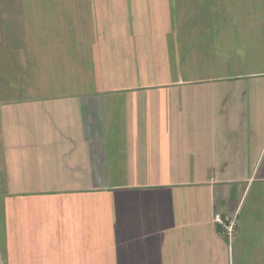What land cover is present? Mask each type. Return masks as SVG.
I'll list each match as a JSON object with an SVG mask.
<instances>
[{
    "label": "rangeland",
    "instance_id": "obj_1",
    "mask_svg": "<svg viewBox=\"0 0 264 264\" xmlns=\"http://www.w3.org/2000/svg\"><path fill=\"white\" fill-rule=\"evenodd\" d=\"M91 1L0 0V133L11 132L10 144L19 148L15 157L25 150L31 119L23 123L22 111L31 103L40 108L46 124L34 128L37 136L56 144L44 152L23 153L27 157L16 164L14 174L10 168L4 171L5 163L0 167L5 174L0 175V264H166V250L155 248V241L164 238H149L147 233L155 230V172L165 167L160 156L167 162V179L178 181L169 185L173 190L168 192L174 194L167 195L179 200L175 204L181 202L184 189L199 188L201 196H190L187 207L206 209L211 195L222 194L224 186L218 185L225 182L210 186L206 181L211 177L230 181L245 172L241 164L217 163L218 157L205 152L218 146L219 152L226 144L233 150L237 141L232 135L242 139L250 131L232 130V117L224 106L231 108L237 92H242L238 100L264 92V0H109L111 9L105 13L103 0ZM131 39H141L144 48ZM120 50L127 58L119 56ZM114 67L124 68L123 80L114 82L123 87L102 92L106 86L115 87L106 83L114 81L109 76ZM163 81L174 83L175 89L186 87L184 91L193 95L182 104L189 109L185 125L177 127L173 121L177 129L198 126L191 134L182 132L194 140H186L185 149L161 137L159 126L166 123L163 100L157 105L156 99H146L148 105L140 107L142 98L124 107L127 96L132 98L130 92L152 94ZM98 90L108 153L109 183L102 188L93 186L90 176L93 164L86 140L94 127L85 128L79 116L72 125L64 119L66 104L90 106ZM195 91L210 95L209 105L222 112L219 118L204 116L205 97L201 100ZM250 101L243 99L242 106H260ZM152 107L160 109L158 123ZM134 108L141 111L135 113ZM263 126L249 132L245 148L264 135ZM72 135L79 142L64 139ZM8 149L12 151L9 145ZM174 152L182 154L171 157ZM2 154L0 161L5 162L8 156ZM12 176L13 183L33 191L17 186L10 197ZM199 178L200 184L195 180ZM210 189L211 194L203 195ZM201 197L206 200L202 204ZM166 212L165 207L161 213ZM149 222L153 228H148ZM225 242L226 264H233L232 238L226 235Z\"/></svg>",
    "mask_w": 264,
    "mask_h": 264
},
{
    "label": "crops",
    "instance_id": "obj_2",
    "mask_svg": "<svg viewBox=\"0 0 264 264\" xmlns=\"http://www.w3.org/2000/svg\"><path fill=\"white\" fill-rule=\"evenodd\" d=\"M90 5L91 4H88L89 9ZM109 8L111 9V6ZM108 23L109 22H107V24ZM99 31L100 29L98 30V32ZM130 41L131 43L136 41L140 46V49L142 50V45L144 42L141 39H131ZM121 43L123 45L122 41ZM120 51L121 53H119V56L127 58L123 53V50ZM109 76H111V79H113L114 81L108 79L106 83H112V86L115 87L112 89V87L106 86L103 91L108 92L120 90L123 85H118L114 82L122 81L124 78V73H121L122 79H118L119 75L117 74ZM179 81H181V79ZM127 86L129 88L130 85ZM175 87L176 85H174V83L171 85L170 81H163L161 84L156 85L155 93L153 92L152 94H149L150 92H146L143 96L140 92H130L132 98L129 95L127 96V106L124 107L126 109L131 103L137 100L139 101L142 98L145 99V102H143V100L139 101L140 107H142L143 104L148 105V102L146 103V99H154V101L152 102H155L156 99L157 105H161L159 100H163L164 102L162 103V105L166 106L164 116V121H166V123H164V126H159V131H163L161 137L166 139L169 144L180 143L184 146L185 149L186 140L191 139L192 141H194L192 137H189V134H191L192 131L199 130L197 129V125L196 127H192V130H184L182 128L183 124L185 125V120L188 117L189 113V109L186 106H182V104L183 102H185L187 97L191 99L193 95H188L187 92L184 91L186 87L183 88L182 86L180 90L175 89ZM226 91L228 90H225V92ZM98 92L101 91H97L95 97L92 98L93 101L91 102L90 106L85 105L87 102L81 104H66L65 114H67L69 118H67L66 116V118L64 119L68 120L72 125L74 122H77V116H79V122L80 124H83L85 128H90L92 126L94 127V129L90 132L89 139L86 140L90 163L93 164L92 173L90 174V176L92 185L96 188H102L103 186L106 187L107 183H109L105 181L108 179V153L104 141L102 128V125H104V120L101 116L102 104L101 100L97 96ZM194 93L195 96H201V100H203V98L205 97V99L203 100V104L206 105L205 109H203L204 116H215L216 118H219L222 112H219V109H216V111L213 110L214 107L209 105L208 102L210 101V95L207 96V94L205 95L204 92L198 94V92L195 91ZM224 94L229 93L222 92L221 95ZM240 95H242V92H237V95H235V98L237 100L232 102L231 108H228V105L227 107H224L230 111L229 118L232 117V130H237L236 132L240 134L238 129H244L246 127L247 130L248 127L250 128L248 134L249 132L253 134V130H258L261 127V124L264 123V92H253L242 96V100L249 98L251 99L250 102L252 104L260 105L256 107H243L242 100H238V98H240ZM178 100L183 101L178 102ZM112 105L113 104L110 103V107H112ZM24 107H26V109H24L22 112H24L26 117L22 120L27 121V119H31V125L29 127L31 138L27 140L29 149L27 147L25 150H21L20 153L15 157V152L18 151L19 148L10 144L12 138L11 132H9L8 135H4L3 133L5 138L3 137L0 141V143H3L7 146L5 147L6 149H2L1 153L3 152L4 156H8V159L9 157H11L12 159L10 163H8L9 160L7 159L5 160V162L0 161V164L5 163L7 168H10L9 171L17 169L16 164L20 163L21 160L27 157L23 156V153L27 151H29V153H31L32 151L35 153H39V149L44 152L45 148L56 145L55 141H53L52 139L49 143L48 141H45L42 136H40V138L37 136L38 128L46 125L43 121H41V118H44V116L39 115L40 108L31 103L24 105ZM138 109L141 111V108H134L135 113ZM147 109L151 111L155 110V107H152L151 110L150 108ZM63 110L64 108L62 109V111ZM155 111L157 112V114H155V120L158 123L160 118L159 116L161 114L160 109L157 108ZM248 115L249 118L247 117ZM38 116L40 120L37 118ZM173 121L177 123V127H179V125L182 126L177 129L175 127L176 124ZM247 121L251 124H248ZM220 125L221 124H218L215 127H218ZM35 127H37V130L34 129ZM263 128L264 126L262 127V129ZM215 130L223 131L222 128H216ZM183 131H185L186 134L187 132L190 133L187 137H185L182 133ZM248 134H245V136L242 135V139H240V136L232 135V139H235L237 141L232 144L233 150L227 149L228 147H231V145L226 144V142L225 144L228 146H225L224 148V142H222L223 144L221 143L220 148L222 147L224 148V150H219V152H216L217 148L219 147L218 145H216L218 147L215 151H210L208 153L205 152L206 156H211L212 154L213 156L215 155L214 157H218L217 163H238L245 168L244 173L241 172L236 176H231L230 181L224 179L216 180L213 179V177L206 181L210 186L211 183H214L216 185L217 181L225 182V184L218 185L224 186V191L222 192V194L217 196L211 195V198L208 199L209 203L206 209L202 207L203 205H200L198 208H196L195 206H186V200H189L190 196H201L199 192L196 191V189L198 190L199 188L187 187V189H184L183 192H180L182 194V199L181 202H178V204H175V201H179L176 200V197L171 198L167 196H172L174 194L168 192V190H173V187H170L169 185L173 184L172 181H174L175 183H177L178 181L175 179H167L168 174L166 173L165 165L167 164V162L165 161L163 155L160 156V162H162L165 167L162 170L155 172V181L157 180L155 182V230L151 229L147 233L149 235V238H154V236L155 238H164V240L159 239L155 241V248L156 252L161 251V253L166 250V264H226V256L229 255L227 252L228 246L225 242L226 236L223 235L221 227L217 223H215L214 217L216 214H222L225 216L235 214L236 212L237 227L232 238V263L235 264V260L237 259L238 264H264V135L261 138L256 137V141L253 140L251 148L247 149L245 148L246 145L244 144V142L247 143ZM32 136L36 137L37 140L33 141ZM134 138L135 141L136 136ZM64 139H73L79 142V139L74 137V135L67 136L66 138L64 137ZM8 145L12 147V151L8 149ZM138 145L139 141L137 140V146ZM140 149H142V147H140ZM181 152L184 153L183 151ZM182 153L174 152L171 154V157H176ZM168 157L169 161L172 163L173 161L170 160L171 157ZM220 157L221 159H231L223 161L220 159ZM14 160L15 163L13 162ZM245 164H249L248 167ZM96 180H98L103 185H96ZM183 180V178L180 179L181 182H183ZM195 180L196 182H199L198 184H200V178ZM196 182L192 181V183L190 184L193 185ZM226 182H231V185L229 186V184H226ZM7 191L10 195L17 193L16 188L12 189L10 187H7ZM24 191L33 190H30L26 187L24 188ZM212 191L213 190L210 189L203 195L211 194ZM216 194H218L217 191ZM160 195H162L163 197H160ZM204 200V197H201L199 199V202L202 204L204 203ZM165 207L167 208V212L165 214L161 213L163 211V208ZM157 211H159V213H157ZM151 227L153 228V223L149 222L148 228ZM165 244H167V247H165ZM235 251L237 252V254Z\"/></svg>",
    "mask_w": 264,
    "mask_h": 264
},
{
    "label": "trees",
    "instance_id": "obj_3",
    "mask_svg": "<svg viewBox=\"0 0 264 264\" xmlns=\"http://www.w3.org/2000/svg\"><path fill=\"white\" fill-rule=\"evenodd\" d=\"M108 1L109 0H103L102 1V4H103V6H102V12H106L107 11V9L110 7V6H108L109 4H108ZM91 3H92V1H91ZM89 11H91V9H89ZM88 11V12H89ZM99 27H101V25L99 24ZM104 27H105V25H103V29H104ZM108 26L106 25V28H107ZM143 49V48H142ZM149 50H147V49H144L143 50V52H148ZM122 69H124V68H122ZM122 69H119L118 67H114L113 68V70L109 73V75H113V74H117V75H119V73H121V70ZM86 70H87V67H86ZM124 73V72H123ZM89 78V77H88ZM90 80V82L92 81V78H90L89 79ZM108 81V80H107ZM90 82H89V84H90ZM98 83V81H96V84ZM102 83H104V81H102ZM105 84V83H104ZM129 90V89H128ZM98 91H100V90H98ZM101 91H103V90H101ZM21 113V112H20ZM24 113V112H23ZM19 117H20V119H22L23 117L21 116V114L19 115ZM19 121V120H18ZM10 122L12 123V124H14V122H15V120H10ZM24 122H26L25 120L23 121V123ZM11 124V125H12ZM31 124V123H30ZM15 125V124H14ZM4 126V125H3ZM1 131V130H0ZM2 131H3V129H2ZM0 135H1V133H0ZM2 137H4L5 138V136L4 135H1ZM2 139V138H1ZM5 147H7L5 144H3V143H0V153H1V151H2V149H6ZM2 154V153H1ZM3 155V154H2ZM2 166V164H0V167ZM3 169H4V171H6V169H8L7 168V166H6V164L3 166ZM4 171L0 168V175H4L5 176V174H4ZM12 174H14L13 173V171H12ZM2 177V176H1ZM12 178H14L13 176L11 177V178H9L8 180H9V183H8V187H10V188H16L17 186H20V188H26V185H23L22 183H17V182H14L13 183V181H15L14 179H12ZM2 179H4V177H2ZM20 184V185H19ZM5 186V185H4ZM1 187H3V186H1ZM4 189V191L2 192V193H5L6 192V188H3ZM2 189V190H3ZM9 196L11 197V195L9 194Z\"/></svg>",
    "mask_w": 264,
    "mask_h": 264
},
{
    "label": "built area",
    "instance_id": "obj_4",
    "mask_svg": "<svg viewBox=\"0 0 264 264\" xmlns=\"http://www.w3.org/2000/svg\"><path fill=\"white\" fill-rule=\"evenodd\" d=\"M214 220L221 227L224 236L227 235L229 238H233L237 227V212L225 216L216 214Z\"/></svg>",
    "mask_w": 264,
    "mask_h": 264
}]
</instances>
